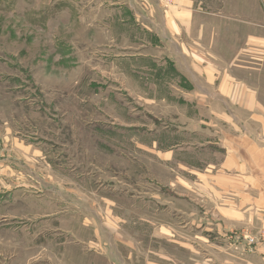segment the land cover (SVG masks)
<instances>
[{"label": "rangeland", "instance_id": "obj_1", "mask_svg": "<svg viewBox=\"0 0 264 264\" xmlns=\"http://www.w3.org/2000/svg\"><path fill=\"white\" fill-rule=\"evenodd\" d=\"M97 2L0 0V264H264V211L221 212L231 139L263 127L264 56L232 96L223 74L188 90Z\"/></svg>", "mask_w": 264, "mask_h": 264}, {"label": "crops", "instance_id": "obj_2", "mask_svg": "<svg viewBox=\"0 0 264 264\" xmlns=\"http://www.w3.org/2000/svg\"><path fill=\"white\" fill-rule=\"evenodd\" d=\"M97 4L109 12V17L115 18V25L130 34L141 31L147 34L148 41L160 42L167 64L177 72L184 69L189 74L192 81L185 83L188 90L200 88L203 77L208 80L205 87L213 88L220 79L217 74H223L217 89L223 91L219 92L222 97L232 96L236 87L229 82L237 83L238 79L230 73H251L248 64L260 62L264 56V0H173L168 7L161 0H98ZM221 41H225L222 44L225 55L217 52ZM223 56L220 61L218 58ZM240 82L245 92L252 94L254 86ZM237 94L238 91L236 97ZM233 103L258 104V101L250 97ZM249 118L263 127L258 131L244 130L233 137V154L224 160L223 166L225 169L231 163L230 167L241 173L229 184L232 204L221 209L232 221L244 218L248 201L247 205L264 211V116L250 113ZM256 132H259L257 139ZM250 169L263 170L258 175L262 176L246 173ZM245 185L249 187L248 192H257V196L247 194Z\"/></svg>", "mask_w": 264, "mask_h": 264}, {"label": "built area", "instance_id": "obj_3", "mask_svg": "<svg viewBox=\"0 0 264 264\" xmlns=\"http://www.w3.org/2000/svg\"><path fill=\"white\" fill-rule=\"evenodd\" d=\"M162 4L165 6V7H168L170 5H172L173 3V0H161Z\"/></svg>", "mask_w": 264, "mask_h": 264}]
</instances>
